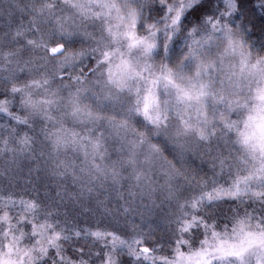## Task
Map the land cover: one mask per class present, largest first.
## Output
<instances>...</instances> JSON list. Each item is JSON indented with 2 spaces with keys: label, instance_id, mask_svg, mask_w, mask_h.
Segmentation results:
<instances>
[{
  "label": "snow or ice",
  "instance_id": "1",
  "mask_svg": "<svg viewBox=\"0 0 264 264\" xmlns=\"http://www.w3.org/2000/svg\"><path fill=\"white\" fill-rule=\"evenodd\" d=\"M257 9L0 0V264H264Z\"/></svg>",
  "mask_w": 264,
  "mask_h": 264
},
{
  "label": "trees",
  "instance_id": "2",
  "mask_svg": "<svg viewBox=\"0 0 264 264\" xmlns=\"http://www.w3.org/2000/svg\"><path fill=\"white\" fill-rule=\"evenodd\" d=\"M256 18H257V23L260 22V19L262 16H264V14H262L259 9L256 10ZM207 158H205V162H202L199 159L195 160V163L200 165L201 167L205 168V170H209L210 171V164L206 163ZM151 219H156V214L154 213L153 216L151 217ZM161 231H163V225H161Z\"/></svg>",
  "mask_w": 264,
  "mask_h": 264
},
{
  "label": "rangeland",
  "instance_id": "3",
  "mask_svg": "<svg viewBox=\"0 0 264 264\" xmlns=\"http://www.w3.org/2000/svg\"><path fill=\"white\" fill-rule=\"evenodd\" d=\"M151 219V218H150Z\"/></svg>",
  "mask_w": 264,
  "mask_h": 264
}]
</instances>
